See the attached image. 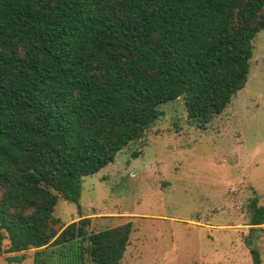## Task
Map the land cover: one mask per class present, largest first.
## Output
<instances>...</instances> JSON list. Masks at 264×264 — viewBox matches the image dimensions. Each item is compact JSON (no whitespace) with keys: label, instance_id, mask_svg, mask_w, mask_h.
Returning a JSON list of instances; mask_svg holds the SVG:
<instances>
[{"label":"trees","instance_id":"16d2710c","mask_svg":"<svg viewBox=\"0 0 264 264\" xmlns=\"http://www.w3.org/2000/svg\"><path fill=\"white\" fill-rule=\"evenodd\" d=\"M263 29L264 0H0V256L120 264L130 222L61 225L57 203L78 204L83 178L144 144L162 105L181 99L202 124L220 114ZM257 202L247 206L251 264H262Z\"/></svg>","mask_w":264,"mask_h":264},{"label":"rangeland","instance_id":"374dc122","mask_svg":"<svg viewBox=\"0 0 264 264\" xmlns=\"http://www.w3.org/2000/svg\"><path fill=\"white\" fill-rule=\"evenodd\" d=\"M252 45L247 81L220 114L202 124L181 99L162 105L144 144H128L83 178L78 204L59 200L61 225L88 217L98 231L130 222L120 264H251L247 206L253 196L264 205V29ZM259 228L253 243L264 264ZM19 264H34L33 249Z\"/></svg>","mask_w":264,"mask_h":264}]
</instances>
